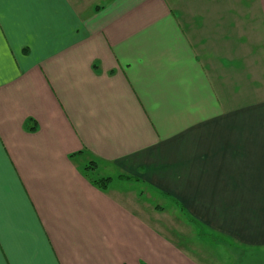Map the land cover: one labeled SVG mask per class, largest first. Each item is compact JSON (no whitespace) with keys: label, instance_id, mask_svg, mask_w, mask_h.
Wrapping results in <instances>:
<instances>
[{"label":"crops","instance_id":"crops-1","mask_svg":"<svg viewBox=\"0 0 264 264\" xmlns=\"http://www.w3.org/2000/svg\"><path fill=\"white\" fill-rule=\"evenodd\" d=\"M255 92L264 0H2L0 264H264Z\"/></svg>","mask_w":264,"mask_h":264},{"label":"rangeland","instance_id":"rangeland-1","mask_svg":"<svg viewBox=\"0 0 264 264\" xmlns=\"http://www.w3.org/2000/svg\"><path fill=\"white\" fill-rule=\"evenodd\" d=\"M260 92V91H259ZM260 94V95H259ZM259 96H264V93H257L255 92L254 94H251L248 96H242L238 99H235L233 97V101H236L237 100H240L241 99H247L249 98L250 100L251 99H255V98H258ZM222 99V97H219ZM223 100V99H222ZM86 164H88V160L86 161ZM99 175V173H95V176L97 177ZM103 175V173H102ZM109 176H112L113 178H115V173L112 172V173H108ZM100 176V175H99ZM110 188L111 189H119L123 192L125 190H131L133 193H136L138 195V198L140 199L139 201L142 203V204H148L149 206L153 207L151 210H152V213L150 214H145L146 217L150 218L149 216L153 215V217H160V221L162 219H171V220H175L176 222V225L178 224V218L177 216L179 217V213H178V210L177 208L174 206L172 200L168 199V197H162L160 194H157L155 191L153 192L148 186L144 185V184H141V183H132V184H128V183H120L118 182L117 180H114L112 182V184L110 185ZM138 202V203H140ZM159 205L162 207V210L161 211H158L154 208H156V206ZM149 215V216H148ZM151 221L153 222V220L151 219ZM156 221V220H155ZM181 223H179L178 226H180ZM191 227L196 229L197 230V225L195 224H191ZM197 234H199V232L197 231ZM203 237H209V236H205V235H202ZM224 257H228L227 254H225ZM251 257H255L254 255H251ZM235 258H240V257H235ZM251 262H254V260H252ZM247 263V262H245Z\"/></svg>","mask_w":264,"mask_h":264},{"label":"trees","instance_id":"trees-1","mask_svg":"<svg viewBox=\"0 0 264 264\" xmlns=\"http://www.w3.org/2000/svg\"><path fill=\"white\" fill-rule=\"evenodd\" d=\"M33 123L31 120H27L25 125L28 126L29 124ZM29 131L33 132L35 129L33 127L28 128ZM72 157V156H70ZM69 157V158H70ZM96 166L94 163H89L83 170V175L87 179V181L95 188L105 191L109 186L111 179L110 178H98L94 175V170ZM124 179L129 181H136L135 179L124 177Z\"/></svg>","mask_w":264,"mask_h":264},{"label":"snow or ice","instance_id":"snow-or-ice-1","mask_svg":"<svg viewBox=\"0 0 264 264\" xmlns=\"http://www.w3.org/2000/svg\"><path fill=\"white\" fill-rule=\"evenodd\" d=\"M0 2H2V0H0Z\"/></svg>","mask_w":264,"mask_h":264}]
</instances>
